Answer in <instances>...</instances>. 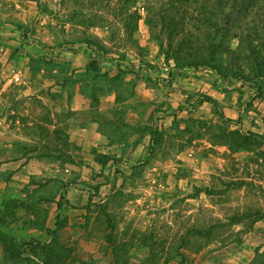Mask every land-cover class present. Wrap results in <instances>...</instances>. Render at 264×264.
<instances>
[{"label": "rangeland", "instance_id": "obj_1", "mask_svg": "<svg viewBox=\"0 0 264 264\" xmlns=\"http://www.w3.org/2000/svg\"><path fill=\"white\" fill-rule=\"evenodd\" d=\"M200 7L195 0H0V165L8 164L0 166V264H251V259L264 264V254L253 257L251 247L257 240L247 232L248 225L264 216V69L246 59L243 63L250 72L242 79L226 69L220 74L195 65L182 49L181 30L187 35L195 34L198 26L205 33L211 29L203 19L187 18L190 13L197 19L206 17ZM253 15L249 26L260 27L263 16L254 20ZM246 29L234 26L226 35L220 30L222 51L250 49L247 42L240 45L234 38L247 39L253 31ZM84 53L101 64V69L93 65L88 72H77L75 80L89 85L109 82L108 72L113 71L118 74L115 85L120 82L118 88L129 92L140 79L172 83L192 68L212 85L216 100L207 98L206 90L189 92L183 100L170 96L173 126L170 122L160 129L155 116L153 131L143 128L134 133L137 143L148 142L153 160L148 159V167L138 165L145 160L139 152L133 183L120 184L113 199L90 200L91 230L80 227L57 236L46 219L40 229L51 233L54 241L48 242L47 233L35 232L31 238L39 240L38 246H24L18 220L33 218L17 216L18 206L25 205L19 190L35 189L36 201L44 194H62L68 185L54 183L47 189L48 178L35 168L31 169L35 188L22 180L19 187V180L9 181L16 167L11 162L18 154L58 152L66 132L60 131L56 144L43 123L49 121L51 105L65 97L49 86L73 78V59ZM224 60L231 64L228 71L239 61L232 52ZM193 63L196 67L188 66ZM17 75L20 81L15 80ZM27 86L35 98L26 96ZM179 101L184 102L180 108ZM140 106L143 113L148 109L145 103ZM183 108L187 115L179 118ZM34 114L42 121L37 129L27 124ZM21 119L28 120L19 129ZM190 146L193 156L187 152ZM76 155L84 158L81 149ZM77 171L87 177V172ZM121 173L127 176L129 171L124 168ZM55 175L50 170L52 180ZM36 185H41L40 191ZM76 189L84 188L80 184ZM103 191L109 197L107 189ZM81 207L80 202L73 206ZM71 213L59 214L55 223L63 225L70 217L83 225L80 214L75 215L79 212ZM58 239L73 242H62L64 246Z\"/></svg>", "mask_w": 264, "mask_h": 264}, {"label": "crops", "instance_id": "obj_2", "mask_svg": "<svg viewBox=\"0 0 264 264\" xmlns=\"http://www.w3.org/2000/svg\"><path fill=\"white\" fill-rule=\"evenodd\" d=\"M73 60L72 66L73 71H75L73 78H70L66 83L55 81L49 86L51 92H64L65 99L59 103L54 102L51 105L49 121L43 123L46 131H51L56 144L58 137L61 136L60 131L66 132L63 144L58 147V152H55L52 156L18 154L11 162L16 167L14 168L15 174L9 181L19 180L16 182L19 187H21L19 182L22 180L25 184H29V187L35 188L32 183L33 179H35L33 175L35 173L31 172V169L34 170L35 168H38L37 172L42 178H48L44 179L47 189L54 183H67L68 185L67 188L62 189V194H46L45 196L43 193L44 195L38 197L36 201L33 200L35 189L30 192L19 190L25 205L20 204L18 206L16 209L17 216L25 214L24 216L28 215L33 218L18 220L22 224L21 232H24L23 237L26 240L24 246H38L39 240L31 238V234L35 232H44L47 235H51L48 242H52L54 241V236L51 233L55 231L54 235H57L58 232H78L80 227H84L88 231L91 230V224L87 222V217L91 214L90 200L93 198H99L100 200L104 198L105 201L108 198L113 199L120 184L125 182L133 183L134 178H136L134 169L138 164L139 159L137 156L139 152L144 154L145 160L140 161L138 165L146 163V167H148V159L149 161L153 160L155 154L149 148L148 142L141 141L137 143L135 139L137 134L134 133L135 131H141L139 129L143 128L146 131H153L155 116L157 122H159L158 126L160 129H162L163 125L167 127L170 122V125L173 126L172 121L175 120V115L171 113L174 111L170 110L167 102V100L171 99L170 96L177 98V100H183L189 92L206 90L205 96L214 101L216 100L213 97L215 93L211 88L212 85L205 80H201L200 72L196 69L191 68L189 71L184 72V75L179 80L172 83L163 80L158 84H154L147 78L140 79L134 83L132 89L128 92V90L122 91L118 88V83L120 82L116 81L117 85H115L114 78L118 74L113 73V71L108 72L110 81L107 83L105 81H97L89 85L82 79L75 80L77 72H88L93 65L101 69V64L94 55L87 53L78 54ZM111 67L116 66L111 65ZM104 70H106V66ZM118 71L120 72V70ZM146 73L148 72L146 71ZM26 89L23 90L26 96L29 99L35 98V93L31 91L33 88L27 86ZM32 103L29 104L31 105ZM144 103L148 109L146 108L143 113L144 109L140 105ZM183 103L182 101L177 102L179 108ZM34 105L33 108L35 109L36 105L35 107ZM172 105L175 106L174 103ZM52 106H55V108ZM186 115L187 111L184 108L178 111L179 118ZM2 118V120H6V116ZM27 120H19V123H23L19 129L26 126L25 121ZM41 123L40 115L36 114L33 115L31 121L27 122L29 126H34V129H37V125ZM57 146L55 145V148ZM78 149L82 150L84 158L79 159L77 157ZM194 151L192 146L188 147L187 152L190 155L193 156ZM6 165L8 164H1L0 166L4 167ZM124 168L129 171L127 176L121 173ZM50 170L56 174L53 180L50 176ZM77 170L87 172V177L79 176L80 173ZM138 179L142 180L143 177H138ZM79 183L83 186V190L76 189L80 185ZM92 183L97 185L92 186ZM36 187L39 188L36 191H40L42 188L41 185H36ZM103 189H107V196L109 195V197H106ZM93 194L96 196H93ZM59 202L62 205L61 209L58 208ZM79 202L82 207L73 208ZM48 205L49 209L46 207ZM84 205L85 207H83ZM69 210L79 212L75 213V215L80 214L83 222L81 224L83 225L78 226L75 220L69 217V220L65 218L66 222L57 227L55 221L59 214L64 212L68 216V212L71 213ZM46 219H49L51 233L40 229V225L44 224ZM242 226L244 228L246 224L243 223ZM248 226L247 232L257 240L256 245L255 243L252 244L255 247L250 249L254 253L253 257H259L264 254V216L262 218L259 217ZM57 242L64 245L62 242L73 241L66 239L59 241L58 239ZM249 262H252L251 264L255 263L254 259L249 260Z\"/></svg>", "mask_w": 264, "mask_h": 264}, {"label": "trees", "instance_id": "obj_3", "mask_svg": "<svg viewBox=\"0 0 264 264\" xmlns=\"http://www.w3.org/2000/svg\"><path fill=\"white\" fill-rule=\"evenodd\" d=\"M195 3L201 6V10L206 12L207 16L197 19L192 17L190 13L187 18L195 22L203 19L202 21L211 27V29H207V33L202 32L203 29L199 26L195 28L197 30L195 34L188 31V34L185 35L186 31L181 30L183 34L182 49L187 51L188 57L196 60L195 65L211 68L220 74L223 73V69H226L227 73L231 72L236 75V78L242 79H246V74L250 72L248 65L244 64L246 59H248V62L253 61L255 68L264 69V0H195ZM252 13L255 16L253 17L254 20L257 16H263V21L260 19L258 21L260 27L251 28L249 26L248 21H250L249 17ZM182 20L184 19L182 18ZM223 24L226 25L221 28ZM243 25L247 27V32H253L247 33L245 36L247 39H244L243 35H235L234 38L239 39L240 45L247 42L250 49L242 51V46H239L234 51L228 48L227 53H224L221 49L222 41L219 40L218 32L222 30L226 35L234 26L242 29ZM200 33L201 35H199ZM230 52L235 56L237 55V60L240 62L238 61L236 65L231 66L232 70L228 71L231 64L228 60H224V56L228 57ZM195 65L193 63L188 66L196 67ZM252 72L254 70L251 68ZM61 207L62 205L59 202L58 208L61 209ZM58 225L60 226L56 222V226Z\"/></svg>", "mask_w": 264, "mask_h": 264}, {"label": "built area", "instance_id": "obj_4", "mask_svg": "<svg viewBox=\"0 0 264 264\" xmlns=\"http://www.w3.org/2000/svg\"><path fill=\"white\" fill-rule=\"evenodd\" d=\"M15 80H16V81H20V80H21V77H20L19 75H17V76L15 77Z\"/></svg>", "mask_w": 264, "mask_h": 264}]
</instances>
